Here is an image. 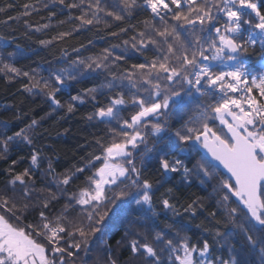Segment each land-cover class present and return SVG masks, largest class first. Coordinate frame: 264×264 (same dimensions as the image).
<instances>
[{"label":"snow or ice","instance_id":"6c2138e0","mask_svg":"<svg viewBox=\"0 0 264 264\" xmlns=\"http://www.w3.org/2000/svg\"><path fill=\"white\" fill-rule=\"evenodd\" d=\"M0 13L22 26L0 30V80L47 105L39 119L0 105V264H264V0H5ZM41 51L47 68L17 66ZM77 114L97 131L58 171L43 141ZM196 182L211 193L182 202Z\"/></svg>","mask_w":264,"mask_h":264},{"label":"trees","instance_id":"16d2710c","mask_svg":"<svg viewBox=\"0 0 264 264\" xmlns=\"http://www.w3.org/2000/svg\"><path fill=\"white\" fill-rule=\"evenodd\" d=\"M5 0H0V4H3ZM9 2L13 3L14 5H22L25 2H29V0H9ZM34 2V0H32ZM18 11H22V8H13L10 11V14L15 16L17 15ZM0 16H4V14L0 13ZM6 18V17H5ZM29 19V18H24ZM33 21L39 20V16L34 15L30 18ZM41 23H44L45 21H40ZM11 23V22H10ZM22 27L17 21L16 23H12V28H20ZM12 28H5L3 25H0V30L4 32H11ZM17 35L19 32L16 33ZM99 43H103L102 41H99ZM33 47H36L33 45ZM31 56V59H23L20 61V63L17 65L18 67H36L37 64H41L44 68H47L48 65L45 63V60H50L52 57L48 55L46 52L41 51L39 55H34L32 53H29ZM20 88V84H14V85H7L3 80H0V105H6V104H16L20 105L24 108L25 111H28L29 109H34L32 112V115H34L37 119H39L40 116H43L45 111H47V105L43 104L41 99L39 97L36 98H25L20 95V93L17 91V89ZM15 94V95H14ZM67 97H64L66 99ZM21 100H23V104H21ZM11 113H4L0 115V119H10ZM45 128H49L50 130L53 127V122L51 120L44 123ZM60 131L63 132L64 128L69 129V132L67 135H63L60 137L53 136L52 138H49L47 140H44L43 143L45 145L54 143L55 150L58 153L60 159H59V165L58 171H62L64 167L70 166L72 163L76 162L79 159V154L81 153V149L79 148V145L84 142L85 137L89 136V133L96 132L97 130L95 128H90L88 125L79 118V114H77L76 117L61 121L60 125ZM27 155V148H24L22 152L17 153L13 152V155ZM51 155V153H48ZM0 166H3V163L0 162ZM25 166H27L25 164ZM47 166V160H43L42 167ZM3 177H0L2 179ZM180 178L179 176L176 177L175 180L171 181L169 184L165 185V188L172 187L173 185H179ZM165 189L162 188L160 191L163 192ZM211 193V189L204 190L202 186L199 185L198 182L194 183L191 188L185 189L181 185V193H178L180 195L181 201L183 202L186 200L189 196L191 198L195 199L197 196L200 197H207ZM160 195V192L157 193V196ZM205 204H211V201L205 199ZM206 215V213H205ZM204 220V216H200L199 219L196 221V223H200V221ZM190 236L193 237V240L197 239L201 233L200 230L195 227V225L190 226V231L188 233ZM114 243V241H113ZM89 264H91V261H89Z\"/></svg>","mask_w":264,"mask_h":264},{"label":"rangeland","instance_id":"374dc122","mask_svg":"<svg viewBox=\"0 0 264 264\" xmlns=\"http://www.w3.org/2000/svg\"><path fill=\"white\" fill-rule=\"evenodd\" d=\"M257 67H259V65H257Z\"/></svg>","mask_w":264,"mask_h":264}]
</instances>
